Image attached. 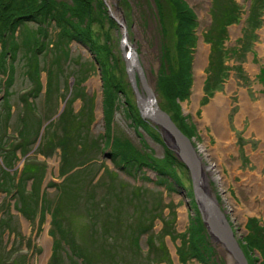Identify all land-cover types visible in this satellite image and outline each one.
Listing matches in <instances>:
<instances>
[{"label": "rangeland", "instance_id": "rangeland-1", "mask_svg": "<svg viewBox=\"0 0 264 264\" xmlns=\"http://www.w3.org/2000/svg\"><path fill=\"white\" fill-rule=\"evenodd\" d=\"M102 1L108 16L123 23L126 42L136 52L159 108L169 115L195 148L206 177L205 186L228 220L247 264H253V258L255 263L264 264L258 250L248 243L249 237L255 239L252 235H258L249 219L254 218L259 226L264 225V189H259L263 194L256 191L264 182V144L249 130V116L239 117L241 97H246L252 104L264 99V0H234L239 6L238 20L225 27L218 52L214 48L212 53L208 38L213 35L216 43L219 40V18L227 8L225 0H213V5L212 0H184L195 14L196 39L190 53L188 95L181 100L174 98L173 102L162 98L156 90L162 45H167L169 50L174 46L173 22L167 12L162 15L161 22L151 0H124L125 9L119 5L120 0ZM115 23L114 26L108 23H103L102 27L98 23L92 25L101 42L104 39L102 32L105 30L109 34L108 45L118 58L114 64V77L121 81L117 89L122 87V91L111 93L114 109L108 129L104 124L105 93L101 75L86 47L74 41L69 43V57L63 64L65 69L58 80L55 79L56 85L51 87L50 94H46L45 71H39L41 87L32 100L36 109L30 112L39 111L35 113L36 117L49 118L42 119L37 137L29 141V149L26 147L24 154L16 150L12 171H15L16 179L26 161L35 163L36 176L38 167L42 168L39 200L43 193L48 210H57L59 229L53 226L50 212L44 209L38 210L32 221L25 219L13 208V199L0 191V264H80L70 247L82 245L92 252V264H181V260L185 264H203L187 253L189 233L185 231L194 216V209L203 233L213 247L215 260L218 264H233L222 247L210 241L192 194L187 195L189 177L180 161L182 166H174L172 174L181 183L169 191L155 184V172L151 169L144 167L131 178L111 160L109 147L112 138L117 136L158 159L163 158L167 149L158 126L141 119L138 114L119 50L122 29ZM37 30L36 24L27 23L17 32L30 37ZM47 32L50 42L55 29L47 27ZM20 53H16L12 62V82L7 88V99L14 109L11 108V117L7 120L8 135L16 134L13 129L16 112L25 111L15 95L30 87V81L24 75L26 67H22L25 59ZM5 78L6 71L0 73V100L2 94L5 95ZM206 78L207 86L204 84ZM135 81L138 92L143 94L137 77ZM47 97L50 98L46 102ZM217 97L225 102L222 114L230 133L229 138L221 142L203 119L204 108ZM124 99L128 104L123 103ZM79 112L83 116L78 122L68 124L72 128L63 124V117L75 114L77 117ZM261 113L264 116V111ZM30 118L32 121L31 115ZM139 119L143 122L138 123ZM55 127L59 128L56 142L52 135ZM73 129L83 131L78 141L74 139ZM46 139L51 144L46 143ZM229 142L231 150L226 144ZM31 181L32 178L22 180L26 189ZM249 201L253 205L247 208ZM155 202L158 203L156 209ZM3 203L11 214V229L4 227L7 214ZM143 229L147 230L143 232ZM131 230L137 234L139 249L131 243ZM261 238L264 239V235Z\"/></svg>", "mask_w": 264, "mask_h": 264}, {"label": "trees", "instance_id": "trees-1", "mask_svg": "<svg viewBox=\"0 0 264 264\" xmlns=\"http://www.w3.org/2000/svg\"><path fill=\"white\" fill-rule=\"evenodd\" d=\"M151 2L154 3L155 11L161 22L162 15L167 12L173 22L174 29L173 49L169 50L167 45H162L161 57L158 59L157 70L159 73L156 76V90L162 98L171 102L174 101V98L181 100L188 95L191 81L190 53L196 39L195 14L184 0H151ZM225 2V7L227 8L219 18L221 20L218 28L219 32H217L219 34V40L216 43L213 35L208 38L211 44V53L214 48H217L218 52L220 43L225 35V27L238 20L239 6L237 3L234 0H225ZM213 3L214 1L212 0V5ZM119 5L125 9L126 3L124 0H120ZM213 7H217V5ZM27 23H34L38 28L30 37L23 35L22 32H17L21 26ZM94 23H98L100 27L104 25L103 23H108L111 26L116 24L108 16L106 6L102 0H70V2L56 0H0V73L2 74L6 71V78L3 81L5 95L2 94L0 100L2 101L0 103V158L2 162V166H0V191L13 199L12 204L15 211L29 221H32L36 213L40 210L44 209L50 212L51 223L57 230L59 229V225L57 224L58 218H56L57 210H48L49 207L42 197L43 193L40 194L39 200L38 188L43 172L42 168L38 167V176H36L35 163H27L26 161L16 179H14L15 171H12V168L16 161V150L24 154L26 147L37 137L42 119L49 118H44L42 117L43 115H39V118L36 117L35 110L34 112H30L33 108L36 109L35 103L32 100L37 96L41 87L39 71L41 69L45 71V81L48 89L46 94H50L52 91L51 87L56 85L54 81L58 80V76L65 69L63 64L68 60V45L72 41L86 47L97 64L105 93V105L103 107L105 116L104 124L108 129L110 117L114 109L111 93L113 91H122V87L117 89L121 81H117L114 77V64L118 58L111 52L110 45H108L110 43L109 34L104 30L102 32L104 39L101 42L99 33L92 27ZM47 27L55 29L54 36H52L53 39L50 42L48 40ZM17 35L19 36L20 42L16 39ZM19 51L21 52L20 57L25 59L22 67H26L24 75L29 79L30 87L26 91L15 95L17 96L16 101L24 105L25 111L16 112V121L13 124V129L16 134L8 135L10 132H8L9 121L7 120L11 117L12 107L7 99V96H9L7 88L12 82V62L15 60L16 53ZM40 63L42 65H39ZM218 63L219 66L220 62ZM207 78L204 83L206 86ZM204 90L207 91L208 87H204ZM49 98L47 97L44 101L47 102ZM123 103L128 104L127 99H124ZM128 109L130 110L129 107ZM30 115L33 117L32 121ZM75 115L63 117V124L66 127L72 128L68 124L78 122L79 118L83 116L82 112H79L77 117ZM142 122L140 119L138 120V123ZM58 129V127H55V131L52 132L55 142ZM72 131L75 134L74 139L78 141L83 131H79L78 129H73ZM44 135L46 138V133ZM153 138L160 142L156 134H153ZM107 139L109 140V136H107ZM16 140L18 141L16 142ZM30 140L31 142H29ZM10 142L12 144L8 145ZM46 143L51 144L47 139ZM109 148V155L114 165L121 171H124L128 176H131V178H135L137 174L142 172V168L145 167L155 172V180L157 181L154 183L156 185L158 183V186H163L169 191L174 190V186L181 183L177 176L174 173L172 174V168L176 165H182L174 157L173 153L167 149L164 150L163 158L158 159L151 153L144 151L142 147L136 148L127 139H122L119 136L112 138ZM26 178H32L28 189L22 183V180ZM187 195L191 196L190 189H188ZM155 203L154 206L156 209L158 208V203ZM3 206L6 207L4 213L7 214L5 216L7 222H4V227L11 229L9 224L11 214L5 203L2 204ZM191 207L193 208L194 206L192 205ZM3 220L4 216H2V222ZM255 222L256 220L254 218L249 219V224L254 227V231L257 230L258 235L251 234L256 237L255 239H250L249 237L248 243L258 250L264 263V239L261 238L264 235V225L259 226ZM138 228L141 229L142 227L140 228L138 224ZM146 230L143 229V232ZM185 232L189 233V238L187 239L189 249L187 253L192 258L203 264H218L213 257V247L203 233L204 229L195 209L194 216H192ZM131 233V243H134L135 247L139 249L137 234H134L132 230ZM64 241L72 245L74 244L72 241L69 242L68 239H64ZM70 248L72 254L78 257L77 259H79L80 264L93 263L92 252L84 248L83 245L79 248ZM252 260L253 264H257L255 263L256 259L253 258ZM181 261V264H185L183 260Z\"/></svg>", "mask_w": 264, "mask_h": 264}, {"label": "water", "instance_id": "water-1", "mask_svg": "<svg viewBox=\"0 0 264 264\" xmlns=\"http://www.w3.org/2000/svg\"><path fill=\"white\" fill-rule=\"evenodd\" d=\"M109 14L110 16L112 15L110 12ZM115 21L122 29L119 50L127 81L134 93L135 105L140 118L149 120L158 126L162 142L167 149L172 151L175 158L186 169L190 182L192 200L195 203L210 241L215 245H220L229 255L233 264H247L232 228L225 218L224 213L220 210L217 200L203 189L200 165L197 158L198 154L195 148L189 139L176 127L169 115L159 108L151 88L146 83L137 54L133 47L126 42L123 23L118 22L116 19ZM124 46L126 49H124ZM135 77H137L143 94L138 92Z\"/></svg>", "mask_w": 264, "mask_h": 264}, {"label": "bare ground", "instance_id": "bare-ground-1", "mask_svg": "<svg viewBox=\"0 0 264 264\" xmlns=\"http://www.w3.org/2000/svg\"><path fill=\"white\" fill-rule=\"evenodd\" d=\"M119 21L121 22V20ZM224 107H225L224 100L220 97H217L213 99L211 103L207 107H205L203 110V119L206 120L211 125L215 136L219 139L220 142L222 140H227L230 136V133L225 125L223 114H222L224 111ZM261 111H264V99L263 98L258 103L252 104L248 101L246 97H241L239 117L244 114L249 116V119H250L249 130L251 132H254L256 136L263 141V144H264V116H262ZM226 144L228 145L227 146L228 149H230V147L232 146L231 143L229 142ZM198 161L200 165L201 182L204 187L203 189L208 194L212 195V193L208 192L205 186L206 177L204 175L203 168L201 166L199 158H198ZM259 189L260 190L264 189V182L262 185H260V187L257 188L256 191L260 192ZM246 205L248 206L247 208H250L253 205V203L249 201Z\"/></svg>", "mask_w": 264, "mask_h": 264}]
</instances>
